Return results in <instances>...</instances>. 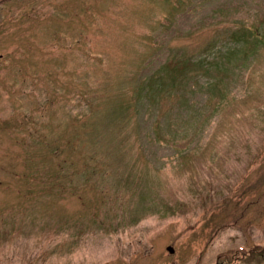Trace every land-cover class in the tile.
I'll return each mask as SVG.
<instances>
[{
	"label": "rangeland",
	"instance_id": "374dc122",
	"mask_svg": "<svg viewBox=\"0 0 264 264\" xmlns=\"http://www.w3.org/2000/svg\"><path fill=\"white\" fill-rule=\"evenodd\" d=\"M0 264H264V0H0Z\"/></svg>",
	"mask_w": 264,
	"mask_h": 264
},
{
	"label": "water",
	"instance_id": "95a60500",
	"mask_svg": "<svg viewBox=\"0 0 264 264\" xmlns=\"http://www.w3.org/2000/svg\"><path fill=\"white\" fill-rule=\"evenodd\" d=\"M166 251H167L169 254H171V253H172V250H171V248H170V247H167V248H166Z\"/></svg>",
	"mask_w": 264,
	"mask_h": 264
}]
</instances>
